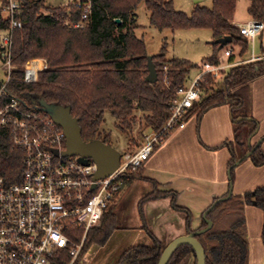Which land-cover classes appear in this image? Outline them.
Listing matches in <instances>:
<instances>
[{
	"label": "trees",
	"instance_id": "obj_1",
	"mask_svg": "<svg viewBox=\"0 0 264 264\" xmlns=\"http://www.w3.org/2000/svg\"><path fill=\"white\" fill-rule=\"evenodd\" d=\"M4 1L0 0V6ZM21 1L23 8L18 19L22 27L12 33V64L20 69L26 63L39 59L33 61L31 66L40 67V60H44L46 68L39 72L38 80L33 84L22 83V71L17 69L13 72L9 91L27 99L39 110L41 100L47 104L70 107L71 116L77 119L82 140L86 143L99 140L109 145V136H103L101 130L105 112L116 119V127L128 133L131 141H136L131 134L137 113L142 117L143 128L151 133L161 131L172 114L176 91L185 85L190 70L198 68L184 60H166L163 47L158 55L151 57L157 72L156 83L145 81L149 57L144 42L135 35L138 27L135 10L141 2L150 13V24L158 30H210L214 51L202 63H220L218 53L229 49L232 54L227 61L234 63V48L239 50L236 54L239 59L249 51V39L232 25L236 0H212L211 8L197 4L190 15L176 11L173 0H90V14L84 21H81V11L72 5L66 9H51L45 7V0ZM249 1L248 13L251 18L264 23V0ZM116 19L121 24L116 25ZM79 22L83 23L80 28L68 26V23ZM8 29L9 23L0 15V32ZM226 36L231 38V42L219 50L215 41ZM262 74L264 60L231 67L220 87L215 84L216 79L212 75H204L200 84V100L186 115L188 119L212 107L229 105L236 146L224 144L231 151L230 166L244 157V135L255 130V125L250 130L246 127L249 83ZM240 118L242 120L238 122ZM159 146L155 145L154 150ZM136 151V148L129 149L126 153L134 154ZM258 152L259 149H255L250 158L256 165H261L264 157ZM23 157L22 151L12 148L7 132L0 130V178L10 182L17 180L22 171ZM142 167L135 171L128 170L117 179L116 198L123 185L133 180H145L156 185L142 176ZM165 195L173 196V193ZM156 196L160 195L153 192L140 203ZM172 202L174 209L187 213V233L192 232L190 212L178 207L174 197ZM253 202L264 211V188L246 193L243 197L232 195L206 215L212 227L196 237L204 248L206 264H249L244 207ZM113 207L114 204L105 212L99 225L88 233L80 260L93 245L105 246L117 229ZM205 227L206 223L202 220L197 230ZM147 233L154 243L153 247H130L122 253L117 264L158 263L164 247L148 230ZM262 239L264 243V231ZM191 257L192 264H197L192 248L181 245L173 252L168 264H181Z\"/></svg>",
	"mask_w": 264,
	"mask_h": 264
},
{
	"label": "built area",
	"instance_id": "obj_2",
	"mask_svg": "<svg viewBox=\"0 0 264 264\" xmlns=\"http://www.w3.org/2000/svg\"><path fill=\"white\" fill-rule=\"evenodd\" d=\"M72 6L81 11V21L87 19L90 0H77ZM22 8L21 0H5L0 6V15L9 23V29L0 32L5 76L0 83V130L7 132L13 149L24 153L19 178L11 182L0 178V264H81L88 233L115 201L117 179L144 166L155 145L185 127L188 110L200 100L204 75L216 78L235 64L204 62L190 85L176 91L172 114L162 130L147 135L134 154L121 156L119 168L111 176L94 181L96 164L88 159L83 165L78 156H63L66 138L62 128L30 101L9 91L17 69L22 71V83L33 84L46 68L44 60L40 67L31 66L38 60L20 69L12 64V33L22 27L18 19ZM68 26L80 28L83 23ZM238 30L253 40L264 30V23L252 20ZM224 54L228 58L232 50Z\"/></svg>",
	"mask_w": 264,
	"mask_h": 264
},
{
	"label": "crops",
	"instance_id": "obj_3",
	"mask_svg": "<svg viewBox=\"0 0 264 264\" xmlns=\"http://www.w3.org/2000/svg\"><path fill=\"white\" fill-rule=\"evenodd\" d=\"M249 7V0H236L233 26L239 28L253 20L248 13ZM249 41V51L244 56L243 62L264 59V30L257 38L249 39ZM233 54L237 53L233 52ZM218 58L220 63H225L221 57ZM239 62L234 61V64ZM241 120L240 118L237 121ZM254 125L255 130L251 134L244 135L245 155L259 143L255 149L258 148V153L264 157V74L249 83L247 130H250ZM248 140H250V146ZM226 143L232 144L236 148L232 110L229 105L223 104L212 107L202 114L189 117L183 129L174 131L160 144L141 169L142 176L155 182L156 185L145 180H133L130 185L143 183L153 186L151 192L144 188L143 191L146 194L143 196L142 190H139L140 194L136 198L137 204H141L140 201L153 192L160 195L146 201L140 214L142 219L151 217L158 223L166 221L163 232L166 234L165 240L163 241L161 235L157 234L155 228L152 230L151 227L154 226L148 227L144 225L145 223L118 226L108 242L115 233H120L121 238L122 235L125 237L120 242L115 240L118 243L116 247L119 249H117L115 259L111 264H117L125 250L138 246V236L146 234L147 230L164 248L176 237L188 234L186 220L180 216V213H184V211L173 208V197L178 207L192 214L194 226H191V230L196 231L202 223L204 212L214 201L227 196L230 184L232 195L242 197L246 193H254V191L264 188V163L256 165L250 156L245 158L244 155L242 161L230 170L235 162L230 166L232 156L230 149L224 146ZM141 146L142 144L135 148L138 150ZM170 192L173 193V196L165 195ZM116 200L118 203L120 193ZM244 217L249 264H264L262 239L264 211L254 202L246 204ZM173 220L176 221V224H174L175 222L171 223L168 227L167 221ZM148 247H153V245ZM192 260L191 257L189 262Z\"/></svg>",
	"mask_w": 264,
	"mask_h": 264
},
{
	"label": "rangeland",
	"instance_id": "obj_4",
	"mask_svg": "<svg viewBox=\"0 0 264 264\" xmlns=\"http://www.w3.org/2000/svg\"><path fill=\"white\" fill-rule=\"evenodd\" d=\"M77 1V0H76ZM75 0H45V7L47 8H61L66 9L68 6H71ZM193 0H173V6L176 11H180L185 13L186 15H190L195 7ZM198 5L211 8L212 0H202ZM1 10V9H0ZM44 13V12H43ZM135 14L137 16L136 25L138 26L135 30V35L137 38L142 39L145 44L146 52L148 57H152L158 55L162 48L164 47V55L166 60L172 59H180L189 62L192 65L198 66L197 69H192L187 75L185 85L189 86L190 83L194 80L195 76L198 75L201 71L202 62L209 58L214 51V47L211 44L212 42V33L208 29L201 28H193V29H163L158 30L154 26L150 24V13L147 11L145 4L141 2L135 10ZM238 48L233 49V52L238 53ZM218 57H221L224 62L227 61V57H225L224 51H220L218 53ZM235 65H243L244 57L239 59L235 54ZM264 59H260L257 61H261ZM255 62V61H253ZM228 70L222 72L220 76L216 77L215 84L222 86V79L225 73ZM3 72V59L0 56V79H4ZM217 87V86H216ZM136 121L132 124V134L136 141H131L130 135L127 133L121 132L116 127V119L112 117L108 112L104 113L103 116V125L101 127L102 135L109 136V145L117 150L121 156H123L129 149H135L137 145H140L144 142L145 137L149 135L151 132L142 127V117L140 113L136 115ZM152 185L143 184V183H126L123 185L120 191V200L116 203L117 200L114 201V209L112 210L115 218V225L124 226V225H135V224H143L156 229L157 234L161 235L163 241L165 240V222L162 221L158 223L154 221L151 217H147L146 219L141 218L140 211L143 209V205H146V202L143 204H137L136 198L140 194L139 190H142V196L146 193L143 191L153 190ZM116 204V205H115ZM177 205V204H176ZM112 206V205H110ZM109 206V207H110ZM107 208L105 212H108L110 208ZM191 214V213H190ZM181 217L187 219V213H180ZM197 216V214H196ZM192 218V214H191ZM203 220V219H202ZM170 222V223H169ZM175 222V223H174ZM174 223L176 221H167V226L169 224ZM154 224V225H153ZM191 226H194V219H191ZM120 233H115L112 239L105 244V246L100 247L97 245H93L88 252L84 255L81 264H111L112 260L115 259L116 251L119 247H116L118 243L115 242L122 238ZM139 245H154L153 241L150 239L149 235L140 234L137 238ZM115 242V243H114ZM147 242V244H146ZM181 264H192L188 259H185L181 262Z\"/></svg>",
	"mask_w": 264,
	"mask_h": 264
},
{
	"label": "water",
	"instance_id": "obj_5",
	"mask_svg": "<svg viewBox=\"0 0 264 264\" xmlns=\"http://www.w3.org/2000/svg\"><path fill=\"white\" fill-rule=\"evenodd\" d=\"M195 4H199L202 0H193ZM116 25L121 24L119 19L115 21ZM231 42V38L226 36L215 41L219 45V50L225 47ZM148 75L145 78L147 83H156L157 72L155 66L149 57L147 62ZM40 109L45 112L53 122L62 128L66 138V150L63 152V156H78V161L83 164H88V159H91L97 166V171L94 174V181L107 178L111 176L120 165V153L110 145H107L99 140L92 142H84L81 137V128L78 124L77 119L71 116L70 107H62L54 104H47L41 100L39 102ZM250 140L248 145L250 146ZM259 144V143H258ZM258 144L245 155V158L251 155L253 150ZM242 159L236 161L230 170L238 165ZM232 196V186L230 184V190L227 196L217 199L212 203L203 214V221L206 223V227L192 231L187 235L179 236L173 239L163 250L157 264H168L173 252L181 245H187L192 248L197 264H206L205 251L201 243L197 240V236L201 235L212 227V222L206 218V215L220 202L229 199Z\"/></svg>",
	"mask_w": 264,
	"mask_h": 264
},
{
	"label": "flooded vegetation",
	"instance_id": "obj_6",
	"mask_svg": "<svg viewBox=\"0 0 264 264\" xmlns=\"http://www.w3.org/2000/svg\"><path fill=\"white\" fill-rule=\"evenodd\" d=\"M195 257V256H194ZM192 259H193V257H192Z\"/></svg>",
	"mask_w": 264,
	"mask_h": 264
}]
</instances>
